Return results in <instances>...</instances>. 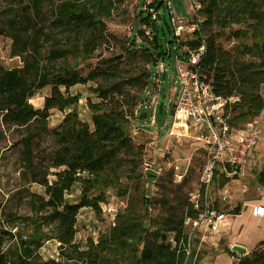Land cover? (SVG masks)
Listing matches in <instances>:
<instances>
[{"label": "trees", "instance_id": "trees-1", "mask_svg": "<svg viewBox=\"0 0 264 264\" xmlns=\"http://www.w3.org/2000/svg\"><path fill=\"white\" fill-rule=\"evenodd\" d=\"M29 1L28 8L33 7L38 13L41 0ZM199 1L201 7L194 13L196 26L192 37L179 45L186 51L179 55L174 47L175 37L170 41L169 50L186 59L189 50L204 47L198 68L204 79L228 100L229 124L235 129H244L257 121L264 110V0ZM160 5L159 2L157 7ZM110 10L99 0L92 8L76 2L62 3L52 29L60 28L63 36L76 37L78 44L71 49L54 47L50 50V58L71 54L84 57L92 52L94 38L104 26L102 18L109 16ZM138 21L137 33L144 39L136 42V34L133 35L126 50L134 56L140 51L143 53L148 67L143 69L142 77L130 76L91 87L98 98L88 102L91 122L80 119L75 110L65 115L51 130L57 148L52 152L49 167H42L33 159L31 145L33 137L46 129L50 110L64 111L76 106L79 96L70 94L69 88L113 73L114 65L108 60L98 64L90 62V70L84 76L67 66L59 73H50L39 57L42 47L39 37L43 29L35 26L30 38L22 42V49L14 50L15 55H22L23 66L10 70L0 67V113L5 123L26 128L23 174L44 188L45 197L39 202V208H51L46 226L35 216L29 217L33 232L28 238L13 236L9 245L0 239V264H40L36 253L51 238L60 243L58 260L51 264H187L193 237L191 224L185 221L197 220L204 205L195 209L188 203L180 211L170 206L163 217L145 215L134 210L133 205L127 206L97 239L90 238L85 247L75 243L79 210L99 208L105 201L103 190L108 187L122 191L121 195L127 194L128 186L121 180L124 175L132 180L141 177L142 159L129 134L130 125L143 114L140 112L142 100L152 69L170 56L156 22L149 21L148 12L143 11ZM143 24L149 26V34ZM11 36L18 39L21 31H14ZM46 85L52 86V94L45 98L43 108H35L29 99ZM52 167L55 170L49 171ZM50 175L54 177L51 180ZM220 176L221 186L231 181L224 173ZM77 183H81L82 196L78 203L71 204L67 202V194ZM140 200L145 213L154 204L168 203L145 196Z\"/></svg>", "mask_w": 264, "mask_h": 264}, {"label": "rangeland", "instance_id": "rangeland-1", "mask_svg": "<svg viewBox=\"0 0 264 264\" xmlns=\"http://www.w3.org/2000/svg\"><path fill=\"white\" fill-rule=\"evenodd\" d=\"M68 2L89 5L91 8L97 5V0H41L39 12L36 13L33 7L28 8L29 0H0V30L3 31L0 34L2 69L10 70L23 66L22 55H15L14 50L22 49V42L30 38L29 34L33 33L35 26L43 29L39 37L42 45L39 57L48 66L50 73H59L67 66L73 67L84 76L90 70L88 64L90 62L98 64L108 60L114 65L113 73L98 76L85 84H76L69 88L70 94L79 96L76 106L64 111L56 108L50 110L46 129L33 137L31 145L33 159L41 163L42 167L51 165L52 152L57 148L51 130L60 124L67 113L75 110L80 119L91 122L88 102L98 100L91 87H96L98 84L107 85L115 79L130 76L142 77L143 69L148 67L141 51L134 56L129 55L126 50L127 42L133 35L136 34V42L144 39L137 33L140 27L138 18L144 11V0H99L101 5L110 7L111 10L109 16L102 18L104 26L97 40L94 38L95 42L91 45L93 51L84 57L71 54L67 57L51 59L49 53L52 48L71 49L78 44L76 37L63 36L60 28L52 29L60 5ZM170 4L174 18L182 21L180 24L182 30L177 38L179 42L175 44L177 47L178 44L192 37L191 27L195 12L189 0H170ZM159 13L160 17L156 25L163 46L170 56L168 60H164L167 72L161 74V81L158 84L157 78L154 79L156 66L152 69L150 83L142 100L140 112L143 114L132 120L129 131L142 159L139 168L141 177L132 180L124 175L121 180L125 186H128L127 194L121 195L122 191L108 187L103 190L105 201L99 204V208L83 207L79 210L75 226V243L80 247H85L90 238L97 239L106 232L114 224L116 215L124 212L127 206L133 205L134 210L145 215L163 217L167 215L170 206L180 211L182 206L191 203L195 209H198L206 200L215 204L219 213L226 214L232 211V206L249 197L251 192L253 196H258L254 189L260 184L264 185V160H261L256 162V166L251 171L249 176L251 179L231 177V181L225 186H221L222 170H219L209 189L208 197L205 198L201 182L204 154L200 142L192 138L167 135L179 91L177 57L169 48L170 41L174 39V30L179 24L173 26L167 6L160 5ZM14 31H21L22 36L14 39L11 36ZM80 47L83 48L82 45ZM184 51V46L179 48V52ZM62 91H65L64 87ZM51 94L52 86L46 85L37 89L29 102L35 108H43L45 98ZM150 95L155 97L154 102L153 96ZM26 137L27 131L24 126L5 123L3 114L0 113V239L6 245L13 242V236L18 239V235L28 238L33 232L29 217L35 216L46 226L51 213V208L48 206L39 208V202L45 197L44 188L23 174L22 157ZM262 144L261 146H264ZM257 149L253 156L256 160L259 154L264 156V148ZM54 170L55 168L52 167L49 171ZM53 178L50 175V180ZM239 180H243L245 184H240ZM237 185L239 186L235 187ZM244 186L250 192L236 194L237 191L244 190ZM81 196V183H77L71 193L67 194V202L78 203ZM142 196L157 199L159 202L163 199L168 203L154 204L145 213L140 200ZM262 201L264 203V199ZM37 209H40L38 213ZM189 224L193 238L187 264H264V242L255 246V242L264 240V233L260 228L262 225L239 220L231 229L233 240L250 244H240L249 251L242 255L230 250L231 245L225 242L228 236L224 232H219L218 227L212 229L206 224L194 225L192 222ZM59 245L60 243L54 238L45 241L36 253V260L40 264L57 261Z\"/></svg>", "mask_w": 264, "mask_h": 264}, {"label": "built area", "instance_id": "built-area-1", "mask_svg": "<svg viewBox=\"0 0 264 264\" xmlns=\"http://www.w3.org/2000/svg\"><path fill=\"white\" fill-rule=\"evenodd\" d=\"M159 2L162 6L168 7L173 26L179 24L174 30L175 41L179 42L177 38L182 30L180 25L182 21L174 18L170 0H144L143 10L148 12L149 21L155 23L160 17L159 7H157ZM189 2L194 12L200 9L199 0H189ZM195 26L192 24V31ZM142 27L148 34L150 33L147 24H143ZM179 48L178 44L175 49H178L179 55H183L184 52H179ZM203 51L204 47H200L197 51L189 50L186 59L176 54L179 91L167 135L192 138L200 142V148L204 154L201 182L205 198H207L219 170L229 177L245 176V168L251 165L258 144L264 141V127L257 121L244 129H235L229 124L226 114L228 100L204 79L198 68ZM165 72H167L166 62L160 60L154 73V79L157 78L158 84L161 81V74ZM203 205L199 218L192 224H206L208 228L216 229L225 214L219 213L215 204L206 200ZM252 214L263 217L264 205L254 204ZM189 222H191L190 219L186 221V224Z\"/></svg>", "mask_w": 264, "mask_h": 264}, {"label": "crops", "instance_id": "crops-1", "mask_svg": "<svg viewBox=\"0 0 264 264\" xmlns=\"http://www.w3.org/2000/svg\"><path fill=\"white\" fill-rule=\"evenodd\" d=\"M262 91L264 93V84L262 86ZM257 122L262 127H264V124H263L264 123V110L262 111L261 115L258 117ZM259 144H258L257 148H262V147L264 148V146H261V144L264 145V141H261ZM257 150L258 149H256L255 152H257ZM261 160H264L263 154H259L257 156V160L255 158H253V161H252L251 165L247 166L245 168V176H244L245 179L250 178L249 177L250 173L253 170V168L256 166V162L257 161H261ZM227 177H229V176H227ZM233 178H237V177H233ZM239 182H240V184L244 183L243 180H239ZM238 186L239 185H237L235 187H238ZM244 187H245L244 190L237 191L236 194H238V193L239 194H245L247 192H250L249 189L246 186H244ZM263 188H264V185L260 184L257 188L254 189V191H256L258 196H253V193L251 192L250 193L251 195L249 197H247L246 199H243V201H241V202H238L235 206H232V211L226 213L224 215V219L219 223V225H218V229L220 230L219 232H222V233L224 232V234H226L228 236V240L225 241L228 245L232 246V245H234L236 243L237 244L250 245L247 242H239L237 240H233L232 239L233 233H230L231 229L234 228V226L236 225V222L239 221V220H245V223L246 222H250V224L251 223H256V225L257 224L262 225L260 228H261V231H263V233H264V216L263 217H256V216H254L252 214V207H253L254 204L264 205V203L262 201L264 199V190H263ZM257 199H259V200H257ZM244 225H246V224H244ZM226 235H224V237ZM263 242H264V240H262L260 242L259 241L255 242V246H257L258 244H262Z\"/></svg>", "mask_w": 264, "mask_h": 264}, {"label": "water", "instance_id": "water-1", "mask_svg": "<svg viewBox=\"0 0 264 264\" xmlns=\"http://www.w3.org/2000/svg\"><path fill=\"white\" fill-rule=\"evenodd\" d=\"M230 250L233 251V252H238V253H240L242 255L247 254L249 252L248 249L245 246L240 245V244L232 245Z\"/></svg>", "mask_w": 264, "mask_h": 264}, {"label": "bare ground", "instance_id": "bare-ground-1", "mask_svg": "<svg viewBox=\"0 0 264 264\" xmlns=\"http://www.w3.org/2000/svg\"><path fill=\"white\" fill-rule=\"evenodd\" d=\"M231 191H232V188H231Z\"/></svg>", "mask_w": 264, "mask_h": 264}]
</instances>
